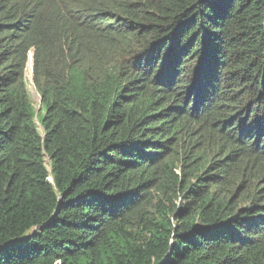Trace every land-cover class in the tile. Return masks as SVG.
Instances as JSON below:
<instances>
[{
	"label": "trees",
	"instance_id": "obj_1",
	"mask_svg": "<svg viewBox=\"0 0 264 264\" xmlns=\"http://www.w3.org/2000/svg\"><path fill=\"white\" fill-rule=\"evenodd\" d=\"M0 264H264V0H0Z\"/></svg>",
	"mask_w": 264,
	"mask_h": 264
},
{
	"label": "rangeland",
	"instance_id": "obj_2",
	"mask_svg": "<svg viewBox=\"0 0 264 264\" xmlns=\"http://www.w3.org/2000/svg\"><path fill=\"white\" fill-rule=\"evenodd\" d=\"M24 76H25L27 89H28L31 101L33 103L34 109L39 110V108H40V97H39L38 93L36 92V90L32 84V78H31V57L28 59V62L26 64ZM45 162H46V165L48 167L47 160H45Z\"/></svg>",
	"mask_w": 264,
	"mask_h": 264
},
{
	"label": "clouds",
	"instance_id": "obj_3",
	"mask_svg": "<svg viewBox=\"0 0 264 264\" xmlns=\"http://www.w3.org/2000/svg\"><path fill=\"white\" fill-rule=\"evenodd\" d=\"M31 57V55H29L28 59ZM32 64V63H31Z\"/></svg>",
	"mask_w": 264,
	"mask_h": 264
}]
</instances>
